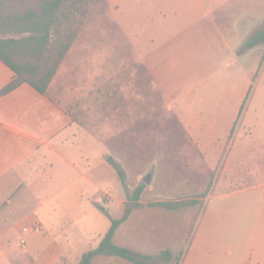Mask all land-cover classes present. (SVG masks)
I'll use <instances>...</instances> for the list:
<instances>
[{"label":"rangeland","instance_id":"rangeland-1","mask_svg":"<svg viewBox=\"0 0 264 264\" xmlns=\"http://www.w3.org/2000/svg\"><path fill=\"white\" fill-rule=\"evenodd\" d=\"M125 1L115 14L108 2L93 11L49 92L75 122L85 125L87 109H94V122L105 124L97 131L105 149L102 163L95 164L99 188H68L50 200L77 206L73 215L86 211L83 226L41 222L37 233L54 235L65 247L66 239L73 243L60 264H77L97 246L110 225L100 207L113 218L129 212L114 243L152 256V264H178L193 242L213 238L216 220L232 218L229 208L261 198L257 192H220L264 181V0ZM197 28L203 34H194ZM249 40L255 43L246 47ZM178 102L197 114L196 126L182 123L174 110ZM109 156L126 172L131 191L144 184L136 203L128 201ZM68 181L57 180L44 198L32 189L19 195L21 188L7 196L20 205L9 213L22 214L7 228L13 264L35 263L17 231L39 198L50 199ZM5 198L0 211L8 205ZM7 229L0 226V235ZM90 264L134 263L98 255Z\"/></svg>","mask_w":264,"mask_h":264},{"label":"crops","instance_id":"crops-1","mask_svg":"<svg viewBox=\"0 0 264 264\" xmlns=\"http://www.w3.org/2000/svg\"><path fill=\"white\" fill-rule=\"evenodd\" d=\"M107 2L115 14L122 0H107ZM202 2L203 0H197L199 4ZM121 26L124 31H127L124 25ZM154 32L157 33L153 35L158 37L159 31L156 29ZM194 34L200 35L203 32L197 28ZM152 44L150 42V45ZM154 44L158 45L155 42ZM73 45L74 43L46 93L41 94L24 83L0 97V199L6 197L5 201L9 205L0 211V226L10 229L13 221L22 217L21 213L16 216L9 213L13 211L11 207L13 208L14 205L17 206L16 209L20 207L18 200L10 204L11 201L9 197L7 198L16 189L21 188L19 195L32 189L35 195H42L44 198L43 194L51 185L58 187L57 180L69 179L68 185L63 190L56 191L50 199L42 201L39 198L38 206L33 213L35 215L27 214V221L21 223L17 231L19 241L25 240V244H21L26 249V253L35 259L33 264H60L61 257L70 252L73 243L66 239L65 247L54 235L45 238L37 234L40 231L23 232L22 226L38 223L41 228V222L46 226H56L61 220L69 223L71 227H77V222L82 221L83 226L86 211L82 210V213L73 215L71 213L77 206H57L50 204V200L51 202L57 200V196L62 195L68 188L81 191L82 186L91 187L92 193L100 185L94 171L95 164L102 163L105 149L102 147L97 131L103 129L105 124L94 122L96 114L94 109H87L88 120L85 125L75 122L71 114L61 107L57 97L49 95ZM70 74H72L71 71L68 75ZM88 77L92 83L93 76L89 74ZM13 78L14 72L0 61V89ZM64 89L63 83L55 91L57 94H62ZM88 91L93 93V88ZM174 110L184 125L198 124L199 121L194 117L197 114L193 109H188L178 102ZM109 157L106 158L107 162ZM45 180H48L47 184ZM250 192H257L261 198H257L255 203L229 208L228 211H232V218L216 220L213 238L201 237L193 242L190 249L182 254L178 264H264V181L220 192V194L225 197ZM80 194L85 197L90 193ZM47 203L48 206H46ZM25 209L30 207L25 206ZM66 210L70 213L64 214ZM220 210L222 209H218ZM224 227H228L230 233L226 234L228 231L225 232ZM8 229L0 235V264H13ZM169 257L171 256L165 259ZM24 263L30 264L28 261Z\"/></svg>","mask_w":264,"mask_h":264},{"label":"trees","instance_id":"trees-1","mask_svg":"<svg viewBox=\"0 0 264 264\" xmlns=\"http://www.w3.org/2000/svg\"><path fill=\"white\" fill-rule=\"evenodd\" d=\"M107 0H0V61L14 72V78L0 89V97L28 84L39 93H46L59 66L93 11ZM255 41L249 40L246 47ZM127 199L136 203L144 184L130 190L124 169L112 158ZM100 209L110 225L96 247L82 253L77 264H90L98 255L117 257L134 264H152V256L130 250L113 242V236L129 212L113 218Z\"/></svg>","mask_w":264,"mask_h":264},{"label":"built area","instance_id":"built-area-1","mask_svg":"<svg viewBox=\"0 0 264 264\" xmlns=\"http://www.w3.org/2000/svg\"><path fill=\"white\" fill-rule=\"evenodd\" d=\"M23 232H39L40 231V225L38 223H34L32 225H24L22 226ZM21 243L24 245L25 240L21 239Z\"/></svg>","mask_w":264,"mask_h":264},{"label":"water","instance_id":"water-1","mask_svg":"<svg viewBox=\"0 0 264 264\" xmlns=\"http://www.w3.org/2000/svg\"><path fill=\"white\" fill-rule=\"evenodd\" d=\"M150 181V175L144 177V182L148 183Z\"/></svg>","mask_w":264,"mask_h":264}]
</instances>
